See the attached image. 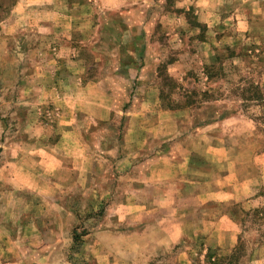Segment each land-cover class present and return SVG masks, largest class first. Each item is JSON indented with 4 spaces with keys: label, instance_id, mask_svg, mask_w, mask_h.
Listing matches in <instances>:
<instances>
[{
    "label": "rangeland",
    "instance_id": "374dc122",
    "mask_svg": "<svg viewBox=\"0 0 264 264\" xmlns=\"http://www.w3.org/2000/svg\"><path fill=\"white\" fill-rule=\"evenodd\" d=\"M209 261L264 264V0H0V264Z\"/></svg>",
    "mask_w": 264,
    "mask_h": 264
},
{
    "label": "crops",
    "instance_id": "0c3cea01",
    "mask_svg": "<svg viewBox=\"0 0 264 264\" xmlns=\"http://www.w3.org/2000/svg\"><path fill=\"white\" fill-rule=\"evenodd\" d=\"M170 115V113L166 112L165 113V116H168ZM167 152L163 153L161 158H159V161L157 162V168H156V175L157 177L155 178L154 181L158 182L160 184V187L163 188L160 190L161 194H160V201H158V206H161L163 203H167V202H174V204L176 203L175 201L173 200H176L173 196L169 195L168 196V199H163L165 197V195L167 194V191H171L172 190V185H165V183L167 182L165 180L166 178V175H165V171L168 170L169 167H172V166H176L178 167V164L176 163V161H172V159H170V161H166L167 158ZM166 192V194L164 195L162 192ZM164 195V196H163ZM177 205V203H176ZM175 214V213H174ZM178 215H180V212H178Z\"/></svg>",
    "mask_w": 264,
    "mask_h": 264
},
{
    "label": "trees",
    "instance_id": "16d2710c",
    "mask_svg": "<svg viewBox=\"0 0 264 264\" xmlns=\"http://www.w3.org/2000/svg\"><path fill=\"white\" fill-rule=\"evenodd\" d=\"M218 261V260H217ZM207 264H218L217 262H215V261H209Z\"/></svg>",
    "mask_w": 264,
    "mask_h": 264
}]
</instances>
